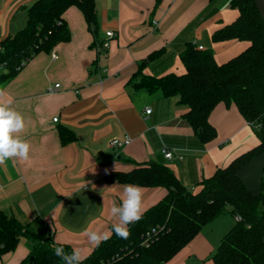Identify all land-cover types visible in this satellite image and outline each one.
<instances>
[{"label":"crops","instance_id":"crops-1","mask_svg":"<svg viewBox=\"0 0 264 264\" xmlns=\"http://www.w3.org/2000/svg\"><path fill=\"white\" fill-rule=\"evenodd\" d=\"M33 1L0 0V40L25 25L26 8ZM96 14L94 35L79 8H66L68 34L49 51L36 52L0 85V105L23 121V128L12 135L28 145L27 158L0 162V209L34 233L44 226L54 243L70 245L83 258L94 247L89 231L109 233L119 223V214L112 215L110 209L119 204L128 183L111 181L110 170H129L153 160L168 165L194 189L202 177L258 143L234 104L214 106L208 119L216 136L202 143L183 118L186 107L177 104V97L133 86L139 67L154 76L181 72L179 54L188 42L215 48L217 62L240 52L242 41H211L212 32L237 15L229 0H161L157 7L154 0H96ZM106 30H113L114 36L103 48ZM200 33L208 34L212 47L195 41ZM160 49L158 56L146 60ZM6 71L3 67L0 74ZM62 127L73 132V141L60 142ZM125 135L130 143L112 148L110 140ZM163 148L171 151L170 158ZM238 176L251 192L264 194V150L242 166ZM138 187L142 212L166 193L161 186ZM227 219L216 225V234L206 229L212 222L204 226L162 264H214L211 255L225 233L221 229L234 222ZM29 249L20 239L14 250L0 256V264H23Z\"/></svg>","mask_w":264,"mask_h":264},{"label":"trees","instance_id":"trees-1","mask_svg":"<svg viewBox=\"0 0 264 264\" xmlns=\"http://www.w3.org/2000/svg\"><path fill=\"white\" fill-rule=\"evenodd\" d=\"M161 0H154L157 7ZM82 12L90 32L97 34L96 0H34L26 8L25 25L0 40V85L11 78L21 62L39 50H50L68 34L63 12L69 6ZM236 9L230 23L211 34L214 43L238 40L245 43L236 55L217 62L210 48H198L191 42L179 54L183 70L154 76L140 67L134 73L135 88L158 91L162 96L177 97L186 107L183 118L202 143L216 136L208 117L222 102L234 104L245 121L255 128L258 143L218 166L197 187L187 188L166 164L153 160L137 163L129 170H110L111 181L144 187H164L166 193L157 203L142 212L138 221L127 225L128 236L111 232L82 259L81 264H100L117 254L112 264H162L187 245L204 226L222 214L234 217L231 227L221 236L211 255L214 264H264V194L251 192L238 176V171L264 150V21L254 0H229ZM101 44V42H100ZM148 54L146 60L158 56ZM61 143L73 141V132L59 129ZM162 226L153 240L141 244L146 231ZM31 240L23 264H67L54 254L53 246L62 245L66 253L73 249L65 243H54L43 226L34 233L27 223L0 209V256L14 250L21 238Z\"/></svg>","mask_w":264,"mask_h":264},{"label":"clouds","instance_id":"clouds-1","mask_svg":"<svg viewBox=\"0 0 264 264\" xmlns=\"http://www.w3.org/2000/svg\"><path fill=\"white\" fill-rule=\"evenodd\" d=\"M22 128V117L6 106L0 105V162L9 157L27 158L28 145L12 135ZM82 187H84V184L79 185L76 190H81ZM140 198L139 187L126 184L123 187L119 204L117 205L114 202L110 209L112 215L119 214V223L112 225L109 233L98 234L95 231H89L87 236L92 244L98 246L101 240L108 239L111 232L121 238H126L128 236L127 225L141 218ZM53 251L56 256L61 257L67 264H81L83 259L78 250H73L69 254L64 251L62 245H54Z\"/></svg>","mask_w":264,"mask_h":264},{"label":"built area","instance_id":"built-area-1","mask_svg":"<svg viewBox=\"0 0 264 264\" xmlns=\"http://www.w3.org/2000/svg\"><path fill=\"white\" fill-rule=\"evenodd\" d=\"M104 34H105V39L101 42V46L103 47V48H108L109 47V42H110V40L113 38V36H114V32H113V30H106L105 32H104ZM202 47V45H198V48H201ZM51 56L53 57V58H55L56 57V54H55V52H52L51 51ZM26 61V59L25 60H23L22 62H21V65L20 66H22L23 64H24V62ZM1 68H3V66L2 65H0V69ZM59 86V83H55L54 84V87H58ZM145 112L146 113H149L150 112V108L149 107H147V108H145ZM52 120L53 121H56L57 120V117H54V118H52ZM130 141H131V138L129 137V136H127V135H125L122 139H119V138H117V137H114V138H112L111 140H110V145L112 146V148H114V149H118L119 147H122V146H125V145H127V144H129L130 143ZM163 154H164V156L165 157H167V158H170L171 157V151L169 150V149H167V148H163ZM161 228H163L162 226H152V227H150V229L148 230V231H146V233L144 234V236H143V238H142V241H141V244H145V246H148V244L153 240V238L155 237L154 235H155V233L157 232V231H159ZM116 256H117V254L116 255H114L113 257H111L109 260H106V261H102L100 264H112V262L115 260V258H116Z\"/></svg>","mask_w":264,"mask_h":264},{"label":"rangeland","instance_id":"rangeland-1","mask_svg":"<svg viewBox=\"0 0 264 264\" xmlns=\"http://www.w3.org/2000/svg\"><path fill=\"white\" fill-rule=\"evenodd\" d=\"M178 37H181L180 35H178ZM208 38H209V36H208V34L207 33H200V36L197 38V37H195L194 39H195V41H198V42H201V43H204V45L205 46H211L209 43L207 44V42H208ZM212 47V46H211ZM212 50H214L215 52H216V49L215 48H212ZM252 130L254 131V134L256 135V132H255V128H253L252 127ZM227 218H229V220H232V221H234L233 220V218L231 217V215H229V214H222V215H220L219 216V218L216 220V221H214V222H212L210 225H208V227L206 228V229H208V231L210 232V231H212V230H214V234H216L217 232H218V229H216V225H222V221L221 220H223V219H227ZM228 220V219H227ZM231 227V226H230ZM224 229V228H223ZM228 230V229H227ZM227 230H222L221 229V231H227ZM220 231V230H219ZM220 233V232H219ZM222 233V232H221ZM21 240L23 241V242H25V243H28L29 245H31L32 244V242H31V240L30 239H28V238H25V237H23V238H21ZM215 251V250H214ZM212 253H214V252H212Z\"/></svg>","mask_w":264,"mask_h":264},{"label":"water","instance_id":"water-1","mask_svg":"<svg viewBox=\"0 0 264 264\" xmlns=\"http://www.w3.org/2000/svg\"><path fill=\"white\" fill-rule=\"evenodd\" d=\"M254 3L258 10L259 15L264 21V0H254Z\"/></svg>","mask_w":264,"mask_h":264}]
</instances>
